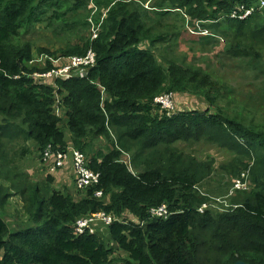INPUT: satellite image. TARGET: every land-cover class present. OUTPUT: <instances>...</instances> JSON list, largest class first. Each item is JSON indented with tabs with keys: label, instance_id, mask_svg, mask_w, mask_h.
Segmentation results:
<instances>
[{
	"label": "trees",
	"instance_id": "16d2710c",
	"mask_svg": "<svg viewBox=\"0 0 264 264\" xmlns=\"http://www.w3.org/2000/svg\"><path fill=\"white\" fill-rule=\"evenodd\" d=\"M71 1L0 0V209L16 193L27 218V225L10 229L0 215V264H264V122L224 111L218 104L224 85L203 66L165 60L154 50L165 40L172 47L190 32L193 43L214 47L207 56H223L258 80L264 74L260 0H93L96 21L107 12L92 41L86 36L88 0ZM239 5L254 10L245 19L231 18ZM41 24L69 31L76 40L55 51L40 47L38 53L67 59L89 48L95 52L87 76L33 75L54 67L49 61L30 63L33 46L26 34ZM261 81L252 97L258 106L264 99ZM167 93L199 94L208 107L168 114L153 103ZM100 138L105 150L96 148ZM31 140L39 160L47 145L79 149L98 182L74 193L51 188L49 176L45 183L28 180L8 159L12 146ZM180 141H202L234 154V162L221 166L230 180L206 194L227 196L245 171L250 189L228 196L223 211L200 212L212 198L200 188L215 171L210 173L211 161L178 150ZM27 151L25 146L14 155L21 158ZM123 151H135L136 172L120 160ZM98 190L100 197L94 194ZM161 204L170 214L151 217L150 209ZM98 212L114 221L97 225L93 233H74L77 219ZM117 250L127 255H115Z\"/></svg>",
	"mask_w": 264,
	"mask_h": 264
},
{
	"label": "rangeland",
	"instance_id": "374dc122",
	"mask_svg": "<svg viewBox=\"0 0 264 264\" xmlns=\"http://www.w3.org/2000/svg\"><path fill=\"white\" fill-rule=\"evenodd\" d=\"M68 2L71 4L72 1L68 0ZM147 5V4H145ZM87 17L86 21L89 24V28L86 32V36L88 39H92V33H91V27L93 24V27L98 26L102 24L103 18L107 12V10L103 11V13H100L99 20L96 21V15L99 13V9L97 5L94 3L93 0H88L87 5ZM84 12L77 10V14H83ZM26 38L31 40L32 43L31 46H33V58L40 56L43 53H38V49L40 47H44L45 49H50V51H55L58 49V47L65 46L66 43H73L76 40V36L69 32V31H61L55 32L53 29L45 28L43 24L38 25L35 27V29L31 30L26 34ZM194 34H191L190 32H184L181 35H179L178 38L172 41V47L170 45V42L168 40H165L163 43L155 44L154 50L156 52H161V57L163 59H171L176 58L178 60H183L184 64H198L200 66H203L208 72H210L213 76V80L218 81L221 85H224V87L221 90V98L218 101V104L223 108L224 111H227L229 113H235L240 112L245 121L249 122V120H252L254 123H262L264 122V99H261L259 101L260 106H258L257 101H253L252 97H257L259 92V85L262 84V81H264V74L257 78L258 80H254L252 77L248 76L245 72L237 69L234 67L233 63L228 60L225 57L223 63H218L220 58H215L216 56H207L205 52L210 51L212 48L211 45H205L203 46L201 42L199 44L193 43L194 40ZM196 39V38H194ZM176 41V42H175ZM205 53V54H203ZM57 57H60L62 55H55ZM203 57V58H202ZM31 59V60H32ZM30 60V61H31ZM201 61H206L205 64L201 63ZM46 62L42 63L44 65ZM57 66L63 65V63H55ZM171 105L173 106L172 111H178V110H184V109H196L203 111L205 108L208 107V104L206 100L203 98V96L199 94H178L175 96L172 94V101ZM170 108V106L168 107ZM210 110L214 111L216 110L215 107H210ZM62 112L59 110V115L61 116ZM112 137H115L113 131H111ZM66 137L69 138V132L66 129L65 130ZM18 143L15 144L13 149H15L16 153H20L21 149H23L25 146L28 148L27 153H25L21 158H19L17 155H14L15 152H11L10 155L13 156V158H9L8 160L11 161L12 166L16 167L19 172L29 173L31 171V165L33 167H38L39 162H37V157L35 155V144L34 142L27 141L23 144ZM96 148H102L103 150L106 149L107 143L104 139L100 138V140L96 141ZM19 145L21 147H19ZM17 147V148H16ZM176 148L180 151H182L185 155L187 154H193L198 161L200 162H212V172H214L210 178L207 179L208 185H204L202 188H200V191L204 194L208 191V188H218L222 186L223 180L228 182L230 179L227 174L223 175L221 172L226 171L221 167L222 165H227L233 161L234 154L232 152H227L225 149L218 147L213 144H207L205 142H178L176 144ZM17 149V150H16ZM135 151H123L121 154L120 160L126 164L128 169L132 172H136L137 169L133 165L132 159ZM147 153V152H146ZM145 153V154H146ZM33 158L36 160L34 161ZM137 162L141 161V159H136ZM35 171V170H34ZM42 171V170H41ZM36 173H38L36 171ZM30 174H28L29 176ZM37 182V181H35ZM51 185V184H50ZM53 189L60 190L64 192V190L60 189L59 187L52 186ZM72 191V190H71ZM209 195L210 200L207 201L209 205L213 209L219 210L217 207L219 204L216 202V198L222 197V195H214V194H206ZM21 199V198H20ZM21 203L23 205V202L21 200ZM7 207H14L17 208L18 205L12 204L9 200L7 204L4 206L2 212H0V215L2 217L3 214H8L9 210ZM21 211H23V207L21 206ZM20 211V212H21ZM220 211V210H219ZM23 215L26 217L24 211ZM7 223V222H6ZM10 227V223H7ZM97 225H101V223H98ZM95 226V230L96 227ZM10 229H12L10 227ZM115 255H121L124 257L125 253L122 251H115Z\"/></svg>",
	"mask_w": 264,
	"mask_h": 264
},
{
	"label": "built area",
	"instance_id": "2783aa9c",
	"mask_svg": "<svg viewBox=\"0 0 264 264\" xmlns=\"http://www.w3.org/2000/svg\"><path fill=\"white\" fill-rule=\"evenodd\" d=\"M260 7H264V0H260ZM254 7L246 8L244 5H239L235 7L230 13L231 18L245 19L253 12ZM100 27V25H99ZM100 28L98 26L91 27L92 39L97 38ZM48 60L54 67L46 70L42 73H34L33 75L42 79H67L75 76H87L90 68L94 67L96 64L95 52L89 48L84 55H73L67 59L60 57H52L46 54H41L40 56L32 59L30 63H39ZM63 63L61 66H57L55 63ZM100 93L104 95V88L98 85ZM172 93L162 94L153 98V103L158 104L162 109L168 114H172L173 106L171 105ZM58 100L55 101L56 113L59 112ZM170 106V108H168ZM41 164L47 171V173H54L57 170L63 168H70L73 171L75 188L79 190H84L88 186L96 184L98 182L99 174L89 169L87 162L85 160L84 154L79 150L69 145L65 150H54L51 145H47L43 148L41 153ZM251 184L248 180V172H242L240 176L234 181L232 187L230 188L227 196L216 198V202L219 204L217 207L219 210L223 211L224 208L228 207L230 204L227 203L226 198L232 196L237 191L249 190ZM95 196L100 197L102 191L98 190ZM223 205L222 207L220 205ZM208 203H203L198 210L202 212L205 208L210 207ZM151 217H167L170 212L168 211L166 204H161L157 207H153L149 211ZM114 221V218L110 214L105 212H98L90 216L82 217L76 220L74 226V233L81 234L86 232L93 233L95 231V226L98 223L104 225H110Z\"/></svg>",
	"mask_w": 264,
	"mask_h": 264
},
{
	"label": "crops",
	"instance_id": "0c3cea01",
	"mask_svg": "<svg viewBox=\"0 0 264 264\" xmlns=\"http://www.w3.org/2000/svg\"><path fill=\"white\" fill-rule=\"evenodd\" d=\"M14 151H15V149H14ZM33 160L34 161L37 160V162H39V164H38L37 168L33 167L32 165L30 166L31 171L28 173V174H30L29 176H27L28 180H30L32 182L37 181L40 183H45L44 182L45 179L49 176L51 178V185L52 186L59 187L62 190H65L68 187V191L74 192V193L76 192V189H75L74 184H73V179H74L73 171L69 167L57 170L56 172H54L52 174H48L47 171L45 170V168L43 167V165L41 164V160H39V159L35 160L34 158H33ZM36 171L38 173H36ZM9 184H10V182L7 180V182H5V185L9 186ZM11 191H12V193H14L12 188H11ZM20 198L21 197L19 194H16V193L12 194L8 200L14 205L17 204L18 207L17 208L7 207V209L9 210V213L3 214V216H5L3 218L5 219V221L7 223H10V225H11L10 227L12 229H17V228H20L22 226L27 225V223H26L27 218L23 215V211H21V206L23 207V205L21 203L22 199H20ZM2 210L3 209H0V212H2Z\"/></svg>",
	"mask_w": 264,
	"mask_h": 264
},
{
	"label": "clouds",
	"instance_id": "9594fccd",
	"mask_svg": "<svg viewBox=\"0 0 264 264\" xmlns=\"http://www.w3.org/2000/svg\"><path fill=\"white\" fill-rule=\"evenodd\" d=\"M100 28V27H99ZM43 54H46V53H43ZM46 55H48V54H46ZM49 56H51V55H49ZM52 57H57V56H52ZM46 61H48V60H46ZM46 61H44V62H46ZM44 62H39V63H44ZM55 106V105H54ZM57 115H59V112L57 113ZM49 174H52V173H49ZM211 207V206H210Z\"/></svg>",
	"mask_w": 264,
	"mask_h": 264
},
{
	"label": "water",
	"instance_id": "95a60500",
	"mask_svg": "<svg viewBox=\"0 0 264 264\" xmlns=\"http://www.w3.org/2000/svg\"><path fill=\"white\" fill-rule=\"evenodd\" d=\"M234 264H244L242 261H237L236 263Z\"/></svg>",
	"mask_w": 264,
	"mask_h": 264
}]
</instances>
